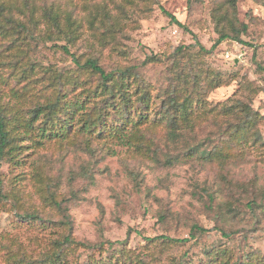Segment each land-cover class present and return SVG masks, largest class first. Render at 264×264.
<instances>
[{
  "label": "rangeland",
  "instance_id": "rangeland-1",
  "mask_svg": "<svg viewBox=\"0 0 264 264\" xmlns=\"http://www.w3.org/2000/svg\"><path fill=\"white\" fill-rule=\"evenodd\" d=\"M223 1L158 0L151 13L140 21V29L129 30L132 40H124L132 49L129 62L144 60L145 51L158 55L161 61L148 64L142 71L154 84L155 91L161 92L169 85L174 49L198 40L208 51L205 55L208 69L223 78L221 85L206 90L207 102L215 104L243 98L264 114V71L258 67L259 63H264V0L237 1L234 18L248 26L242 35L244 43L226 39L214 47L220 35L213 10ZM163 9L187 28L171 21ZM10 42L4 41L0 47L3 57ZM39 50L38 59L46 66L56 67L51 72L71 65L70 57L59 47L48 43ZM105 53L109 55L108 50ZM106 55L102 63L110 68L112 60H117L118 56L112 53L108 58ZM8 60L13 62L14 59ZM29 69L0 65V92L9 94L11 91L15 83L8 75L13 72H24L31 85L44 78L34 87L35 90L43 88L46 84L43 70ZM51 72L50 76L47 74L52 80L48 85L55 84ZM241 78L243 84L249 81L253 89L258 90L252 101L244 96L247 89L240 85ZM42 88L39 96L53 97V86ZM156 100L160 102V98ZM260 130L264 141V123ZM145 131L147 139L141 149L100 140L89 144L84 140L77 143L76 140H53L29 146L18 157L21 160L18 163L6 156L0 165V190L11 192L8 203L0 206V264H16L23 253L41 263L52 250L51 241L67 233V227L61 223L62 212L54 206H46L42 200L47 193L44 185L56 191L59 200L64 198L62 206L70 216L74 238L90 246L97 244L94 249L87 245L74 246L70 262L87 263L90 253L105 259L109 242L116 244V248L150 254L158 250L159 241L148 238L160 234L190 237L194 223L207 228V233L183 245L169 246L163 257H179L186 252V258L193 259L191 264H198V258L203 256L200 248L211 244L228 246L236 255L244 247L263 253L264 145L259 150L255 146L247 147L243 158L222 167L216 161L206 163L191 158L188 153L190 148L217 136L213 123L180 132L178 136L158 126H150ZM213 143L209 142L208 146ZM37 178L42 190L37 188ZM219 202H227L232 207L218 208ZM13 205L21 210L16 211ZM26 210L39 212L46 221L19 220L17 212ZM49 220L56 223H47ZM219 228H230L234 233L226 237L217 231ZM101 243L104 249L100 250Z\"/></svg>",
  "mask_w": 264,
  "mask_h": 264
},
{
  "label": "trees",
  "instance_id": "trees-1",
  "mask_svg": "<svg viewBox=\"0 0 264 264\" xmlns=\"http://www.w3.org/2000/svg\"><path fill=\"white\" fill-rule=\"evenodd\" d=\"M237 1L224 0L213 10L220 35L214 47L226 39L244 43L242 35L248 26L234 18ZM157 3L158 0H0V47L4 41H11L4 50L5 56L0 53V65L30 68V71L42 69L46 76L42 90L54 87L53 97L39 96L41 88L35 90L34 87L44 78L31 85L24 72L8 75L15 84L9 94L0 92V165L6 156L18 163L21 161L18 157L29 146H40L53 140H76L75 143L82 140L87 144L100 140L141 149L147 139L145 130L150 126L163 127L171 135L178 136L180 132L194 131L213 123L217 136L201 143V146L190 148L188 153L191 158L206 163L216 161L222 167L243 158L247 147L255 146L259 150L264 145L260 130L264 114L250 103L243 98L215 104L207 102L204 97L206 90L221 85L223 78L208 69L210 67L205 60L208 51L198 40L195 44H180L174 49L169 85L161 92L155 91L154 84L142 71L148 64L161 61L158 55L145 51L144 60L129 62L132 49L124 40H132L129 30L140 29V21ZM163 11L171 21L187 28L175 15L165 9ZM48 43L61 48L70 57L71 65L67 69L51 72L56 67L52 64L46 66L38 59L39 47ZM106 50L109 55H106ZM10 51L13 54H9ZM112 53L118 58L112 60L110 68H106L102 58L105 55L111 58ZM10 57L13 62L8 60ZM122 60L127 63L123 64ZM258 67L264 71V63H259ZM50 72L54 75L55 84L48 85L52 82L49 80ZM242 79L239 80L240 85L243 84ZM251 85L249 81L243 84L247 89L244 96L249 101L258 91ZM156 98H160V102ZM209 142L215 143L208 146ZM37 184V188L42 190L39 178ZM44 187L47 193L42 200L46 206H54L62 212L61 223L67 227V233L51 241L49 248L52 250L41 263L23 253L16 264H78L70 262L72 248L88 246L94 249L97 244L90 246L74 238L70 216L62 206L64 198L59 200L56 191ZM10 192L0 190V206L8 203ZM12 200L18 201L16 198ZM217 205L218 208L232 207L227 202ZM13 207L16 211L21 210ZM16 216L23 222L46 221L34 210L17 212ZM49 221L47 223H56ZM207 231V228L194 223L190 237L160 234L148 238L149 241H159L158 250L150 254L130 252L125 250L126 247L116 248V244L109 242L105 259L90 253L88 262L82 264H191L193 259H187L186 252L179 257L162 255L169 246L183 245L191 238H200ZM217 231L226 237L234 233L230 228ZM103 247L101 243L98 249ZM10 248L8 245L7 249ZM200 250L203 256L199 257L200 260L198 258V264H264V252L247 247L237 255L221 244L202 246ZM233 257L235 261L231 262Z\"/></svg>",
  "mask_w": 264,
  "mask_h": 264
}]
</instances>
